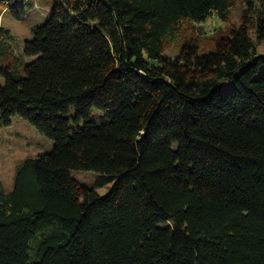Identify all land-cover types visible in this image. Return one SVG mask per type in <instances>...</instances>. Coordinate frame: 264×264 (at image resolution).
Here are the masks:
<instances>
[{
  "label": "trees",
  "instance_id": "16d2710c",
  "mask_svg": "<svg viewBox=\"0 0 264 264\" xmlns=\"http://www.w3.org/2000/svg\"><path fill=\"white\" fill-rule=\"evenodd\" d=\"M236 1L54 0L20 56L0 25V126L55 143L0 181V264H264V0L193 26Z\"/></svg>",
  "mask_w": 264,
  "mask_h": 264
},
{
  "label": "rangeland",
  "instance_id": "374dc122",
  "mask_svg": "<svg viewBox=\"0 0 264 264\" xmlns=\"http://www.w3.org/2000/svg\"><path fill=\"white\" fill-rule=\"evenodd\" d=\"M33 1L34 6L27 8L26 13L20 18L13 14L8 8L4 9L0 15V25L9 29L11 32L12 37L10 43L12 45L13 55L20 56L24 54L23 51L26 41L33 38V30L36 27L45 23L49 13V7L54 0ZM245 7V4L242 3L241 0H237L230 8L229 20H223L215 14L210 16L206 21L193 25L195 27L201 26V34L209 36V39L204 41V45H207L210 42V37L214 36L213 34L220 31H228L231 26L241 25V17ZM186 33L188 32L186 31ZM186 33L184 36L181 35L180 37L184 38L187 35ZM251 34L254 36V31H252ZM256 49L258 54H264V39L257 43ZM179 51L180 43H177V45H175L172 49H167L166 54L176 56ZM25 58H27V61L32 59L30 57ZM0 63H6L4 58L1 56ZM0 81H5L1 72ZM71 112L72 114L74 113V108ZM93 118L99 119L100 121L105 120L103 113L98 109H94ZM54 144L55 143L52 139L48 138L35 126L18 115L12 117L10 125H1L0 181L2 182L4 188L7 191L13 188L17 168L25 158L35 156L42 151H51ZM73 175L81 183L88 186H93L96 180V173L93 171H73ZM111 186L112 183L96 189L100 194H105Z\"/></svg>",
  "mask_w": 264,
  "mask_h": 264
}]
</instances>
